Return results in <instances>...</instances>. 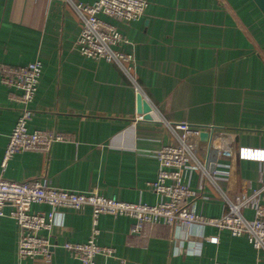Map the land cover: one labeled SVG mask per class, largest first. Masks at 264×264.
<instances>
[{
    "label": "crops",
    "instance_id": "0c3cea01",
    "mask_svg": "<svg viewBox=\"0 0 264 264\" xmlns=\"http://www.w3.org/2000/svg\"><path fill=\"white\" fill-rule=\"evenodd\" d=\"M92 1L0 0V177L42 178L64 189L152 204L160 199L149 186L158 169L154 151L176 143L171 126L187 122L209 134L198 140L199 159L222 163L217 184L197 170L185 171L198 192V212H225L221 189L233 196L261 187L264 162L236 155L240 146L264 148V15L253 0H147L137 19L108 18L127 40L118 47L133 56L131 76L117 62L77 49L81 22L73 2ZM34 60L41 74L27 126L67 137L48 151H18L3 167L21 104L11 97L18 90L3 84L1 75ZM137 93L151 106L149 118L136 111ZM242 212L254 216L250 207ZM130 222L129 216L100 213L94 223L90 206L57 207L52 229L42 231L54 242L50 257L20 258V229L3 216L0 264H80L62 243L85 241L94 228L97 243L114 249L110 256L97 254L96 264H264L263 250L225 228L159 222L132 233Z\"/></svg>",
    "mask_w": 264,
    "mask_h": 264
},
{
    "label": "built area",
    "instance_id": "2783aa9c",
    "mask_svg": "<svg viewBox=\"0 0 264 264\" xmlns=\"http://www.w3.org/2000/svg\"><path fill=\"white\" fill-rule=\"evenodd\" d=\"M147 5V0H93L90 3L73 2L80 19V30L75 45L81 54L115 61L130 75L133 56L119 49L126 43L115 23L108 18L129 22L139 18ZM41 74V63L37 60L23 65L8 66L1 75V82L17 89L12 98L21 104L18 115L2 155L1 165L5 167L8 159L21 150L48 151L54 141L63 140L66 134L45 128L30 130L27 122L31 116L28 104L32 101ZM138 92V86H135ZM176 135V143L165 144L154 151L158 160L156 178L149 182L150 188L160 199L152 204L120 200L115 195L106 196L91 190L88 192L64 189L51 185L46 179L17 181L0 177V217L7 216L15 221L20 229L17 253L20 258L41 257L48 259L54 242L49 232L55 223V208L69 207L80 209L90 206L94 223L100 213L114 216L124 215L131 218L130 231L140 232L147 223L196 224L199 227L213 225L228 229L231 234L245 235L254 248L264 251V183L250 193L238 192L228 196L222 189L220 199L227 209L219 216L203 215L196 210L193 198L197 191L189 185L185 171H199L212 183L217 184L220 163L216 158L203 162L198 157V140L204 130L187 122L171 126ZM230 150H218L217 154L230 155ZM236 155L240 159H253L264 162V148L240 146ZM32 203H45L48 211L30 210ZM9 207L5 211V207ZM243 207L253 209L254 216L246 217ZM97 230L85 241H66L62 246L75 255L80 264H96L95 256L113 255L111 246L100 245L95 240ZM216 240L215 236L208 237ZM124 264V260H121ZM213 264H228L216 261Z\"/></svg>",
    "mask_w": 264,
    "mask_h": 264
},
{
    "label": "water",
    "instance_id": "95a60500",
    "mask_svg": "<svg viewBox=\"0 0 264 264\" xmlns=\"http://www.w3.org/2000/svg\"><path fill=\"white\" fill-rule=\"evenodd\" d=\"M259 10L264 15V0H253ZM150 110L151 106L148 104L146 100L142 97L141 93H137L136 95V111L137 113L141 114L143 118H149L150 117ZM209 137V134L206 130H202L200 132V139L207 140Z\"/></svg>",
    "mask_w": 264,
    "mask_h": 264
},
{
    "label": "trees",
    "instance_id": "16d2710c",
    "mask_svg": "<svg viewBox=\"0 0 264 264\" xmlns=\"http://www.w3.org/2000/svg\"><path fill=\"white\" fill-rule=\"evenodd\" d=\"M254 2V1H253ZM255 3V2H254ZM256 5V4H255ZM258 8V7H257ZM259 9V8H258Z\"/></svg>",
    "mask_w": 264,
    "mask_h": 264
}]
</instances>
